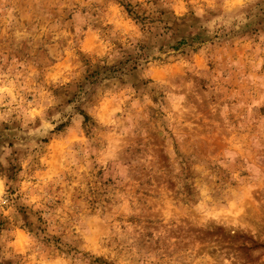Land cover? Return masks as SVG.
<instances>
[{
	"label": "rangeland",
	"instance_id": "1",
	"mask_svg": "<svg viewBox=\"0 0 264 264\" xmlns=\"http://www.w3.org/2000/svg\"><path fill=\"white\" fill-rule=\"evenodd\" d=\"M0 264H264V0H0Z\"/></svg>",
	"mask_w": 264,
	"mask_h": 264
}]
</instances>
